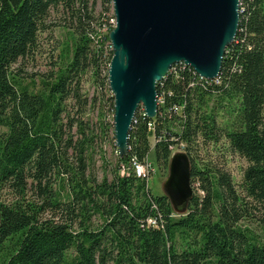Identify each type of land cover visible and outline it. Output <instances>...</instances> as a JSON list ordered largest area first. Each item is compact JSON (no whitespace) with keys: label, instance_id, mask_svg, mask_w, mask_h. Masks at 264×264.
<instances>
[{"label":"trees","instance_id":"trees-1","mask_svg":"<svg viewBox=\"0 0 264 264\" xmlns=\"http://www.w3.org/2000/svg\"><path fill=\"white\" fill-rule=\"evenodd\" d=\"M88 2L0 0V191L13 189L20 200L0 203V264H264V0H240L238 31L215 81L172 66L156 86V117L137 110L127 155L101 181L89 172L99 135L82 118L80 84L87 72L108 80L114 27L102 30L112 0H93L103 8L98 26ZM60 7L75 19L71 57L31 92L10 70L34 53ZM220 142L247 163L237 185L224 161L198 164L201 146ZM180 146L195 193L176 216L133 163L145 165L151 154L167 169ZM29 181L40 204L24 198ZM254 213L259 235L243 224Z\"/></svg>","mask_w":264,"mask_h":264},{"label":"water","instance_id":"water-1","mask_svg":"<svg viewBox=\"0 0 264 264\" xmlns=\"http://www.w3.org/2000/svg\"><path fill=\"white\" fill-rule=\"evenodd\" d=\"M240 0H112L115 26L107 77L114 99L113 131L118 157L128 152V134L139 107L157 114V84L175 64L210 81L219 76L239 24ZM172 211L186 212L192 196L190 164L171 156L162 185Z\"/></svg>","mask_w":264,"mask_h":264},{"label":"rangeland","instance_id":"rangeland-1","mask_svg":"<svg viewBox=\"0 0 264 264\" xmlns=\"http://www.w3.org/2000/svg\"><path fill=\"white\" fill-rule=\"evenodd\" d=\"M88 8V12L96 19L93 26L95 24H97L96 26H98L99 23L101 24V13L103 12V8L100 3L96 2L94 5L93 0H89ZM111 15L113 16V10L110 14L106 15L108 19L105 18L103 21V23L107 21V23H104L106 25L102 29L104 32L109 26H115V18L113 20L110 19ZM74 25L75 19H72L70 11H65L60 7L58 10L51 12L47 21V29L40 32L38 35L37 49L27 58L20 59L10 70L16 83L20 87H25L31 92H38L41 89L42 80L46 79L50 74L54 73L59 67L69 61L76 39L73 28ZM98 32L101 34L99 30ZM103 76L104 74L101 75L102 78ZM101 77H99L100 81L98 80L97 84L92 73L87 72L82 75L80 84L82 98H86L88 101V106L82 118L84 122L89 124L94 132L99 135V139L95 142L94 154L92 156L93 160L89 170L90 174H94L98 181H101L104 175H107L109 179L111 178L110 174L113 172L118 158L113 131V110L111 109V105L113 104V101H111L112 94L109 89L108 80L103 81ZM67 103V107L69 105L68 112L71 116L75 115L78 110L77 106H75L74 102L69 101ZM102 106H104L103 109ZM73 107L75 108L72 109ZM139 108L143 110L142 107ZM102 124H105V127L103 130H100ZM150 142L153 145L152 138ZM182 149V146H180V148L174 147L172 155L183 153L181 152ZM200 150L199 165H212L224 161L225 168L231 174L234 184L237 185L240 183L242 171L247 165L244 159L240 158L238 155L228 154V152L225 151L223 142L218 144L209 143L206 146L202 145ZM145 165H150L148 169L150 170V174L149 177H146L148 189L153 195H164L162 185L168 176V167L167 169H159L154 163L151 154L148 156ZM133 171L135 173L134 165ZM124 173L125 170L122 168L121 175H124ZM28 184L29 187L24 196L25 200L27 202H36L40 204V198H38L36 191L30 187V181ZM191 189L192 194H194L195 191L192 186ZM198 194L200 195V193ZM16 201L20 200L13 189L5 188L0 191V203L11 205ZM185 213L183 215H185ZM253 215V218H246L243 224L249 227L256 235H259L261 224L258 219L261 216L258 213H254ZM43 217L50 218V212H46ZM95 222L97 223V221Z\"/></svg>","mask_w":264,"mask_h":264},{"label":"built area","instance_id":"built-area-1","mask_svg":"<svg viewBox=\"0 0 264 264\" xmlns=\"http://www.w3.org/2000/svg\"><path fill=\"white\" fill-rule=\"evenodd\" d=\"M149 127H151V125H149ZM133 165H134L136 176L138 178H146V173L150 171V170H148L150 165L149 166L148 165H140V164H137L135 162L133 163Z\"/></svg>","mask_w":264,"mask_h":264},{"label":"bare ground","instance_id":"bare-ground-1","mask_svg":"<svg viewBox=\"0 0 264 264\" xmlns=\"http://www.w3.org/2000/svg\"><path fill=\"white\" fill-rule=\"evenodd\" d=\"M182 65H183V64H182ZM180 67H181V66H180ZM183 67H186V66L183 65ZM190 69H191V68H190ZM199 78H200V77H199ZM200 79H202V78H200ZM203 80H204V79H203ZM213 80H215V79H213ZM199 81H200V80H199ZM201 81H202V80H201ZM137 164H138V163H137ZM140 165H142V164H140ZM149 174H150V173L147 172V173H146V177H149Z\"/></svg>","mask_w":264,"mask_h":264}]
</instances>
